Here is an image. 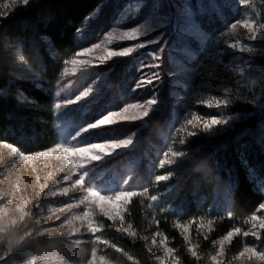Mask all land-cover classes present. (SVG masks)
<instances>
[{
    "label": "rangeland",
    "instance_id": "374dc122",
    "mask_svg": "<svg viewBox=\"0 0 264 264\" xmlns=\"http://www.w3.org/2000/svg\"><path fill=\"white\" fill-rule=\"evenodd\" d=\"M38 1L31 0V5H35ZM187 2L192 4L195 23L201 30L200 34L207 38V44L198 36L182 32L184 22L177 17L175 8L180 5L183 10L185 0H139L138 9L134 14L129 13L127 16H122V14L128 10L134 0H103L100 7L86 19L79 29L81 32L78 33L77 51L103 40L104 36L116 27L115 20L117 19H122L117 32L128 31L150 20L158 12L169 18L168 24L139 37L138 40L143 42L160 36V42L147 44L145 47L134 50L128 56L114 57L103 65H100L98 60V57L103 54L102 50H97L88 57L91 64L87 67L81 65L74 67L71 63H64L58 83L52 91L56 131V141L53 146L63 140H67L70 145L84 146L133 136L131 146L116 150L111 155H105L100 160L89 163L78 172L74 179L84 174L85 186H91L103 195H112L126 189L137 192L132 199L139 198L144 202L143 210L146 216L147 231L142 238L147 248L152 247L150 254L153 264H159L155 256L164 258L165 264H172L171 258L165 257L163 246L158 248L152 245V239L156 233L160 234L156 236L157 245L161 238L165 239L166 246L174 250L179 264H184L161 229L160 222L170 223L180 235L185 253L194 264H212L211 257L215 255L219 241L227 234L214 240L211 239L216 225L226 216L228 197L225 196L229 194V185L223 189V203L218 198L220 192L216 191L207 212L194 218L184 217L175 206L162 202L161 196L164 193L157 190L161 186H166L168 191L170 182L184 174L178 169V165L191 161L186 157H179L177 164L161 169L158 167V161L163 158V153L172 147L175 151H184L188 157L194 156L197 159L201 150L199 148L187 149L189 143L217 137L251 114L264 111V107L260 108V105L264 104V67L255 62L256 58L264 57V41L249 40V29L240 23H237L234 35L229 34L228 31L232 23L247 21L253 25L259 35L264 36V0H247L246 4L240 3V0H187ZM201 3L205 6L216 4L217 9L205 7V9L197 10ZM5 4L9 5L7 9L4 8ZM26 7L29 6L19 4L13 6L11 0H0V12L9 11V15L17 9ZM93 26L97 28L94 31ZM237 39L240 40V45L251 48L252 51L242 52L239 46L237 49L229 48L228 45L235 43ZM136 43V40L116 39L112 45L107 47L110 50H122ZM162 45L166 50L162 54L161 67L158 69L160 80L134 91L133 86L141 75L139 65L141 62H149L151 57L148 54L155 53ZM178 48L185 49L190 55L176 52ZM172 60L183 68L181 75H169V72L173 70L172 67H175ZM196 65L199 67L196 71H192L191 68ZM65 68H67V75L64 74ZM241 68L244 69L243 75L240 73ZM144 71H157V69L145 68ZM237 81L241 83L237 84ZM252 81H255V84L251 83ZM89 86L93 87V92L87 98L64 105L57 115H54L56 102L74 100L80 91ZM225 88L231 89L228 96H244L248 99L234 100L230 107L224 109L208 108L207 105L199 103L213 96L224 97ZM153 95H157L158 102L153 105L147 117L136 121L129 120L109 126L88 128L74 140L69 139L77 131L87 128L110 110L118 111L129 103H146ZM181 96L186 99L182 101ZM253 96H260L261 99L255 104L250 103ZM236 105L248 106L251 112H231L230 108ZM165 110L166 113L168 112L167 117L148 138L149 128L154 124L155 118ZM193 111L205 116H215L222 112L226 116L240 114L241 117L226 130L218 131L213 135L201 132L196 137L188 138L185 145H181L179 137H187V130L190 129L182 132H178L177 129L184 124L186 118H191L190 113ZM136 112H139L138 108L129 109L125 115L131 116ZM5 161L15 163V167L9 171L10 164L6 166ZM67 167V161L57 154L21 161L18 155L12 157L7 148L0 147V235L29 225L26 232L31 233L33 238L48 236L58 240V244L63 248L40 247L38 251L30 252L18 259L13 255V250L19 240L9 239L4 242L0 239V257L3 258L0 264H27L28 259L36 260L37 264H87L93 248L96 249L97 264H100L101 257H103V264H111L104 253L108 247L90 238L91 235L96 234L83 232L76 234L73 238L41 235L45 233L46 228L58 232L66 231L69 227L66 225L65 229H59L60 221L55 220V216L63 219L67 215V213H60L57 209L65 207L68 203H74L80 195L79 192H70L68 196L59 195L60 189L70 187L69 182L62 179ZM169 171L173 173L169 180L159 183L155 181L156 175H165ZM255 178L258 191L264 196L261 185L264 175ZM45 184L47 186L41 193V186ZM145 188L148 189L147 192H144ZM53 189L57 191L56 196L51 195ZM9 200L11 203H8ZM131 200L122 210L123 227L125 228L129 226L126 215ZM84 210V206L80 205L72 210L71 215L80 216ZM50 216L52 219H49ZM250 220L251 216L244 221L240 228L241 233L251 228ZM93 221L102 227V239L111 242L110 235L115 232L114 227L120 225L109 228L108 225L111 222L99 215L98 210H96ZM73 223L76 226L80 225L79 220ZM177 224L186 226L188 232L183 233V228H177ZM128 230L131 231L130 228ZM184 235L188 236V240L184 239ZM23 236L25 237V234ZM245 245L257 248L259 252L264 253V240L258 241L255 237H244L241 234L234 236L231 243L225 242L224 254L218 259H221L223 264H241L234 257L243 250ZM190 246H196L199 259L192 257L188 252ZM75 251L80 252V257H76ZM255 264H264V260L256 261Z\"/></svg>",
    "mask_w": 264,
    "mask_h": 264
},
{
    "label": "trees",
    "instance_id": "16d2710c",
    "mask_svg": "<svg viewBox=\"0 0 264 264\" xmlns=\"http://www.w3.org/2000/svg\"><path fill=\"white\" fill-rule=\"evenodd\" d=\"M103 0H39L35 5L17 9L0 18V140L12 144L25 154L44 151L56 141L53 119L52 91L58 83L64 63L78 49V30ZM93 31L96 26L92 27ZM37 55L39 59H37ZM264 67V57L255 59ZM233 113L251 112V108L236 105ZM168 113V112H167ZM166 110L155 118L147 137L154 134L167 117ZM199 148V167L182 162L178 169L184 174L170 182V189L161 186L162 202L175 206L184 217L194 218L208 211L215 192L224 202L223 189L229 185L227 213L211 237L212 240L233 228H241L264 201L255 177L264 175V111L251 114L217 137L195 140L187 149ZM153 191V190H152ZM156 191V190H155ZM167 191V192H166ZM144 202L132 199L126 220L135 233L113 232L112 243L123 249L117 253L108 247L104 253L111 264H153L143 240L147 231ZM231 213V215H230ZM160 227L184 264H194L185 253L180 235L168 222ZM25 228H16L0 235L4 242L19 240L13 255L22 258L40 247L63 249L58 240L32 235ZM111 231V230H110ZM76 257L79 251H75ZM123 253H127L124 255ZM128 256L133 259L129 260Z\"/></svg>",
    "mask_w": 264,
    "mask_h": 264
},
{
    "label": "snow or ice",
    "instance_id": "6c2138e0",
    "mask_svg": "<svg viewBox=\"0 0 264 264\" xmlns=\"http://www.w3.org/2000/svg\"><path fill=\"white\" fill-rule=\"evenodd\" d=\"M240 3L246 4L247 0H240ZM11 4L13 6L19 4L22 6H30L31 0H11ZM9 5L5 4L4 8L7 9ZM139 7V0H134V3L129 6L128 10L122 14V16H127L129 13L134 14L135 11ZM183 10H181V6L177 5L175 8L177 17L181 20H183V27L182 32L189 34V35H195L198 36L202 41H204L207 44V38L203 35H201V30L198 28L197 24L195 23V19L193 16V8L192 4L188 3L187 0H185L184 5L182 6ZM205 7L217 9L216 4H210L205 6L203 3L198 5L197 10L205 9ZM9 11H3L0 12V18L7 17L9 15ZM169 22V18L167 16H162L159 14V12L154 15L150 20H146L145 23L139 25L138 27H134L131 30L128 31H122L117 32V27L122 23V19L115 20L116 27H113L112 31H109L101 40L99 43H94L90 47H83L81 50L77 51L75 53V56L70 60H66L65 64L71 63L74 67L76 65L81 66H89L91 64V60L88 59V57L91 56V54L97 52V50H102L103 54L98 57L99 64L103 65L107 61L111 60L114 57H124L128 56L129 54L133 53L134 50L145 47L147 44H157L160 42L161 37L157 36L156 38L152 40H147L140 42L138 40L139 37L145 36L148 33L152 32L156 28H163L165 27ZM237 23H240L243 27L249 29L248 39L251 41H264V36H261L258 34V32L254 29L253 25L247 21H237L236 23H232L229 28V34L234 35L235 30L237 27ZM81 30H78V33H80ZM136 40L137 43L134 46L130 47H124L122 50H110L107 46L112 45L114 40ZM239 46V50L244 51H252L251 48L244 47L240 45V40L237 39L235 43L228 45L229 48L237 49ZM165 47L162 45L155 53H149L148 55L151 57V60L147 63L141 62L139 65L140 70V79L136 82V84L133 86V90L140 89L145 87L149 84H154L156 81L160 80L161 76L158 71V69L161 67V61H162V54L165 51ZM176 52L180 54H188L186 53L185 49L178 48L175 50ZM81 57H85V59H81ZM39 59V56L36 57ZM171 58V56H170ZM173 63H175V67H172V71L169 72L170 76H177L181 75L182 73V67H180L174 60H172ZM199 67V65H196L195 67H192V71H196V69ZM157 69V71H149L145 72L144 69ZM241 75L244 73V69H240ZM64 74L67 75V68H65ZM237 84H240L241 81H237ZM251 83L255 84V81H252ZM93 92V87H85L83 91H80L78 95L75 96L74 100H65L63 103L56 102L54 104V108L56 112L54 115H57V113L61 110V108L69 103H75L77 101H80L83 98H87L91 93ZM225 96L217 98L215 96L209 98L208 100H201L199 103L207 105L208 108H217V109H224L227 107H230L234 100H246L247 97L244 96H236L231 97L227 94L231 92V89L225 88L224 89ZM57 96H59V93H57ZM180 99L183 101L186 99V97L181 96ZM261 99L260 96H253V98L249 101L250 103H257ZM158 102L157 95H153L151 98H149L146 103H129L121 107L118 111H112L110 110L105 114L102 118L98 119L91 125H89L87 128H82L79 131L75 133L74 136L70 137L69 139L74 140L76 136L81 135L82 132L87 131L88 128H98L101 126H109L114 125L119 122H125V121H136L138 119H141L143 117H147L150 113V111L153 108V105H155ZM264 107V104L260 105V108ZM139 109V112L134 113L131 116L125 115V113L129 112V109ZM191 118H186L184 121V124L181 125L177 131L182 132L187 130V137H179V143L181 145H185L188 142V138L196 137L201 132L207 134V135H213L218 131L226 130V128L230 127L234 121L239 119L241 116L240 114L232 115V116H226L222 112L215 115V116H205L203 114H197L196 112L190 113ZM59 126V125H58ZM133 136H128L127 138H120L108 142H100V143H91L84 146H74L70 145L67 140H63L62 142L56 143L54 146L47 148L44 151H38L32 154H25L22 151H18L16 147H14L10 143H6L3 140H0V147L7 148L9 150V153L12 157H16L18 155L19 160L21 161H28L33 159V157H47L52 154H57L61 156L64 160L67 161V171L63 175L62 179L65 182H69L70 187H65L59 190V195L61 196H68L70 192H79V198L74 203H68L65 207L57 209L60 213H67L63 217V219L60 216H55L56 221H60L59 223V229H65V226L68 225L66 231H56L51 228H46L45 233H42L41 235L47 234L49 236H55L59 235L60 237H68L73 238L76 236V234H81L83 232H87L90 234H96L95 236L91 235L90 238H93L96 243L105 245L106 247H110L115 249L117 253H122L123 249L121 247H118L115 243H112L108 240L102 239V227L94 223L93 217L96 215V210H98L99 215L105 217L107 221L111 222L108 227L112 228L115 225L114 230L117 233L121 234H127L130 237H134L135 233L132 231H129L128 228L131 227V225L128 226V228L123 227L124 224V215H123V209L125 206L128 205L129 201L137 195L136 191L133 190H120L112 195H103L100 192L94 190L91 186H85L84 183V174H80L78 178H75L80 172L81 169H84L86 165L93 161L100 160L105 155H111L116 150L120 149H126L129 146L133 144ZM179 157H186L188 160L191 161L192 167L197 168L199 167V162L195 159V157H188L187 154L184 151H175L172 147H169L167 151L163 153V158L159 159L158 161V167L163 169L168 165L177 164V158ZM10 167L8 170L10 171L11 168L15 167V163L11 161H5V165H9ZM173 175L171 171H169L165 175H156L155 181L157 183L161 181H167L169 178ZM51 177V174H50ZM58 182V180H57ZM127 181H125L126 183ZM262 190H264V181H261ZM47 185L41 186V193H43L44 188ZM148 189L145 188L144 192H147ZM51 195L56 196L57 191L55 189L51 190ZM39 199V198H38ZM155 199V197H153ZM8 203H11V200L8 201ZM80 205L84 206V211L82 215L80 216H72V210L76 207H79ZM38 206V201H37ZM91 210V211H90ZM231 215V213H230ZM21 219L23 220L24 217L22 216ZM49 219H52L50 216ZM79 220L80 225L76 226L73 221ZM251 228L248 231H244L241 233L240 228H233L232 230L228 231L226 235L223 236V238L219 241V247L217 248L215 255L211 257L212 264H223V261L221 259H218L219 257H222L225 251V242L231 243L234 236L237 235H243L244 237L252 236L255 237L256 240H264V202H261L258 206V208L255 210V212L251 215ZM211 223V222H210ZM177 228H183V233L188 232V228L186 226H182L180 224L176 225ZM99 233V235H98ZM31 233H25V237L31 236ZM159 233H156L153 236L152 239V245H155L156 247L163 246V251L165 253V257L171 258L172 264H179V261L176 259V256L174 255V250L170 247L166 246V240L161 238L159 241V244L157 245L156 236H159ZM25 237H21V240H24ZM184 239L188 240V236L184 235ZM189 244L191 242L189 241ZM148 251L152 252V247L148 248ZM188 252L191 254L192 257H198V253L196 251V246H190L188 248ZM124 255H127V253H123ZM129 260H132V256H128ZM155 259L159 261V264H165V259L160 256H155ZM235 260L240 261L241 264H255L256 261L264 260V253L259 252L257 248L249 247L245 245L243 247V250L238 253L237 256L234 257ZM0 260H3L2 257H0ZM27 264H37L36 260L34 259H28ZM87 264H97L96 259V249L93 248L91 252V257L87 259ZM100 264H103V257L100 258Z\"/></svg>",
    "mask_w": 264,
    "mask_h": 264
}]
</instances>
